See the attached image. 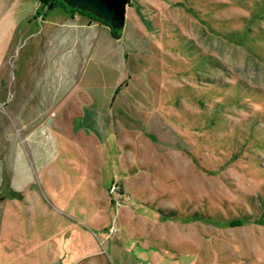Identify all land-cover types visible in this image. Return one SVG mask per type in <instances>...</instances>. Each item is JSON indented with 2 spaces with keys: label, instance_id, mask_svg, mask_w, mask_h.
<instances>
[{
  "label": "rangeland",
  "instance_id": "rangeland-1",
  "mask_svg": "<svg viewBox=\"0 0 264 264\" xmlns=\"http://www.w3.org/2000/svg\"><path fill=\"white\" fill-rule=\"evenodd\" d=\"M131 5L0 32V264H264V0Z\"/></svg>",
  "mask_w": 264,
  "mask_h": 264
},
{
  "label": "crops",
  "instance_id": "crops-1",
  "mask_svg": "<svg viewBox=\"0 0 264 264\" xmlns=\"http://www.w3.org/2000/svg\"><path fill=\"white\" fill-rule=\"evenodd\" d=\"M39 11V0H0L1 34L5 37L10 33L16 34V31L23 32L24 28L26 31L27 29L30 31L33 25L39 28L40 20L42 21L40 30L43 32L44 25L50 22L52 27H54V31L49 29L46 33L47 36L51 34L59 38V42L68 50V53L72 50L79 53L78 49L81 47V43H86L89 39V44L93 45V31H100L103 27L80 15L69 14L61 10H54L51 13L47 12V14L41 12V15ZM43 16L46 17L43 19ZM47 16H51V20L47 19ZM35 34L37 35L38 33ZM118 52L122 54L121 50H118Z\"/></svg>",
  "mask_w": 264,
  "mask_h": 264
},
{
  "label": "water",
  "instance_id": "water-1",
  "mask_svg": "<svg viewBox=\"0 0 264 264\" xmlns=\"http://www.w3.org/2000/svg\"><path fill=\"white\" fill-rule=\"evenodd\" d=\"M71 9L87 12L106 23L112 30L125 28L131 0H61Z\"/></svg>",
  "mask_w": 264,
  "mask_h": 264
},
{
  "label": "trees",
  "instance_id": "trees-1",
  "mask_svg": "<svg viewBox=\"0 0 264 264\" xmlns=\"http://www.w3.org/2000/svg\"><path fill=\"white\" fill-rule=\"evenodd\" d=\"M40 1V11L39 14L41 15V12H45V14H47V12L50 11H54V10H61L63 12L69 13V14H76V15H80L84 18H87L88 20L95 22V23H100L103 24L104 26L108 27L110 29V33L113 39L115 40H120L121 36H120V31H114L112 30L106 23L98 20L96 17H94L93 15L87 13V12H82L79 10H75V9H71L70 7H68L65 3H63V1L61 0H39ZM129 7H132V5H130ZM46 16H43V19Z\"/></svg>",
  "mask_w": 264,
  "mask_h": 264
},
{
  "label": "built area",
  "instance_id": "built-area-1",
  "mask_svg": "<svg viewBox=\"0 0 264 264\" xmlns=\"http://www.w3.org/2000/svg\"><path fill=\"white\" fill-rule=\"evenodd\" d=\"M116 188H117V187H116ZM116 188H114V190H115Z\"/></svg>",
  "mask_w": 264,
  "mask_h": 264
}]
</instances>
